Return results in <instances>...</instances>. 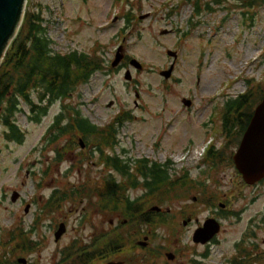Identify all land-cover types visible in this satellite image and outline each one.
Returning <instances> with one entry per match:
<instances>
[{
  "label": "rangeland",
  "instance_id": "1",
  "mask_svg": "<svg viewBox=\"0 0 264 264\" xmlns=\"http://www.w3.org/2000/svg\"><path fill=\"white\" fill-rule=\"evenodd\" d=\"M235 5L234 0L221 4L209 0H27L25 11L41 15L53 52L95 55L101 69L70 98L49 108L37 123L21 104L15 118L23 133L20 143L7 141L0 127V254L6 249L11 261L27 258L32 264H55L63 248L72 242L82 246L94 233L108 229L110 220L123 218L111 212L107 215L97 205V190L103 188L109 169L99 163L94 146L81 149V137L72 146L68 135L49 141L47 129L61 106L79 109L98 129H106L117 116H126L116 128L117 146L104 151L130 159L133 172L142 157L162 166L170 163L176 172L195 166L197 157L184 160L187 142L191 139L202 145L203 132L209 130L205 126L220 120L217 113L224 102L242 94L247 81L253 80L256 92L264 89V5L249 10ZM120 45L123 56L135 59L142 69L129 64L127 70L116 71L110 66ZM168 50L176 52L177 59L171 77L165 80L160 72L173 62ZM126 72L130 81L125 79ZM183 99L190 100L191 106L185 107ZM222 173L233 178L232 167L223 168ZM111 175L119 182L114 172ZM239 190L246 195L235 202L240 215L224 222L218 238L222 244L213 248L207 264H220L221 253L264 210V186L258 193L251 188ZM71 191L80 193L74 199ZM53 192L60 197L65 193L68 199H59L54 210L41 214ZM13 194L17 196L14 201ZM127 194L133 199L141 193L130 188ZM93 205L99 212L91 210ZM61 223L65 232L56 242L54 233ZM19 230L28 244H36L33 252L12 253L15 241L2 246L10 237L7 231L18 234ZM187 235L182 236V243L187 242ZM261 239L264 230L258 232V242ZM160 243L167 245V241Z\"/></svg>",
  "mask_w": 264,
  "mask_h": 264
},
{
  "label": "flooded vegetation",
  "instance_id": "2",
  "mask_svg": "<svg viewBox=\"0 0 264 264\" xmlns=\"http://www.w3.org/2000/svg\"><path fill=\"white\" fill-rule=\"evenodd\" d=\"M121 20L123 21V14ZM130 59L124 55L123 62L114 70L126 69ZM241 95L247 96V108H251L250 111L245 112L242 120L231 123L222 121L219 112L217 113V117L220 118L219 121L207 122L205 129L208 128L209 130L206 133L203 132L201 146H198L191 139L187 142L188 146L184 151L186 160L199 158L196 151L203 148L200 159L195 162V166L191 170L172 171L170 169L171 164L165 162L162 169L167 171L168 177L163 182H160L157 172L152 169L154 164H158L156 161H150L146 164L139 162L138 171L130 172V180L134 181L136 178V184L132 189H137L141 193L137 200L130 201V208L134 215L141 216V219L150 222L147 227L148 230L144 234L143 227L140 226L142 229L138 231L139 227L136 226L131 229L129 235L127 231L123 230L126 220L123 218L121 221L116 218L115 222L110 220L108 229L94 233L88 242L82 244L84 247L88 246V251L93 254V259L89 264L96 262H104V264H207L209 258L214 255L213 248L220 247L222 244L218 238L224 231V222L229 219H237L240 215V212L235 210V202L243 201L246 195L242 190H239V187H242L243 190L255 189L258 193L264 186V179L253 184L245 183L233 163L234 154L238 150L242 136L249 125L253 110L260 102L263 94L257 100L255 89L252 88L248 91L246 88L235 99H239ZM60 101L62 100L49 103L46 95L39 99L37 88L31 89L27 106L28 118L37 123L35 121L36 114L43 111H46L47 114L48 109ZM108 104L110 107L112 106V102ZM55 124L54 118L47 129L48 133ZM62 125L63 121L56 124V131L50 132L47 137L50 138L54 134L59 135V129ZM225 129L228 130L225 131ZM60 137L62 135H59ZM83 143L80 148L84 150L87 147V142L83 140ZM96 153H98L97 150ZM146 159L148 158L142 157L139 161ZM144 164L147 165L145 168L143 167ZM227 166L232 167L233 178L222 173L223 168ZM116 175L121 180V176L117 173ZM165 188L168 189V199H160L158 194ZM149 190L154 192L152 199L148 195ZM51 195L48 201L51 199ZM94 208L91 210L97 211ZM103 212L110 215L109 210H103ZM85 218L82 216V219ZM210 219L216 221L220 229L212 239L203 242L196 236V233ZM248 222L249 228L241 238L233 242L231 248H227L221 253L220 264H239L246 258L251 264H264V239L258 242V232L264 230V210ZM184 229H186L185 232H188L186 243H182V236L185 234ZM119 231L123 237V244L115 255H111L109 247H105V245L102 247L101 244L103 241L109 242L112 233H119ZM144 239H147V245L139 246L138 243ZM154 240H158V242ZM160 241H167V245L161 244ZM72 243L75 244V242ZM96 252H99L98 257L95 255ZM118 255H122L120 258L122 260L112 259L113 256ZM253 259L257 260L252 261ZM26 261V264L33 263L27 258Z\"/></svg>",
  "mask_w": 264,
  "mask_h": 264
},
{
  "label": "trees",
  "instance_id": "3",
  "mask_svg": "<svg viewBox=\"0 0 264 264\" xmlns=\"http://www.w3.org/2000/svg\"><path fill=\"white\" fill-rule=\"evenodd\" d=\"M215 4H221L226 0H209ZM235 7L239 9H253L264 5V0H234ZM194 11L198 13V7L194 3ZM209 3H206V8L209 10ZM52 42L47 37V30L44 26V21L39 13L26 12L23 21L18 30L15 39L8 47L5 56L0 64V127L4 129V137L7 141L20 143L23 139V133L19 129L16 122V115L21 112V104L28 106L29 91L37 88V97L39 99L47 96L48 102L56 100H66L78 86L85 85L96 71L101 69L99 58L95 55L85 53L70 52L67 54L53 53L51 50ZM248 91L255 89L256 99L261 97L264 89L256 92V85L253 80L247 81ZM259 85L257 84V87ZM247 96L241 95L239 99H228L221 107V120L225 122H234L242 120V116L250 111L247 108ZM46 114L43 111L36 114L35 121L39 122L41 117ZM126 116H117L111 119L110 125L106 129H98L91 124L89 120L82 116L79 109L68 108L66 105L60 113L55 117L56 124L59 122H67L60 127L59 135L70 138V144L73 146L75 139L81 137L87 144L94 146V152L98 153L99 163H102L105 168L109 169V175L103 178V188L97 190L100 194V199L97 205L101 210H109L111 213H116L126 220L123 225V230L130 235L131 229L138 226L140 229L147 228L150 222L141 219V216H136L130 208V201L138 198H130L127 191L133 188L136 184L130 180V172L132 169V161L125 159L119 154H107L104 148L113 149L117 146L116 128L121 127L123 122L127 120ZM56 124L49 130L56 131ZM228 129H225L227 131ZM59 135L54 134L49 138V141H56ZM139 162L148 163V160L136 161L137 171L140 168ZM143 165L145 168L147 165ZM151 167L149 166V169ZM157 172L160 182L167 180V171L162 169L159 164H154L152 167ZM112 172L121 176V180H116L111 175ZM124 178V180H123ZM80 192H70L71 198H76V194ZM150 199L154 198V192L149 190ZM160 199H168V189H163L159 194ZM59 199H68L67 194H62V197L56 195V192L51 195V199L45 204L40 212L43 214L46 210L52 211L56 207V201ZM60 205V204H59ZM57 205V207L59 206ZM49 213V212H46ZM139 217V218H138ZM142 226V227H140ZM18 234L13 231H7L10 237L5 241L4 247H8L11 241H15L12 253L33 252L36 244L27 242L25 235L19 230ZM2 233V232H1ZM105 243V244H104ZM123 237L121 232L112 233L110 241H103L102 247H109L111 255H115L122 247ZM3 247V248H4ZM89 247L79 246L71 243L68 247L60 251V260L55 264H89L93 259V254L90 253ZM6 249L0 254V264H17L16 261H11L6 254ZM96 252V257L99 256ZM103 255V254H102ZM253 259L252 261H256ZM239 264H251L248 259H244Z\"/></svg>",
  "mask_w": 264,
  "mask_h": 264
},
{
  "label": "water",
  "instance_id": "4",
  "mask_svg": "<svg viewBox=\"0 0 264 264\" xmlns=\"http://www.w3.org/2000/svg\"><path fill=\"white\" fill-rule=\"evenodd\" d=\"M25 6L26 0H0V64L8 47L18 33L23 20ZM162 34H166V31L162 32ZM166 54L168 57L173 58V61L177 58L175 52L168 50ZM122 60V47H119L111 66L113 68L117 67ZM129 64L137 70L142 69L141 64L135 59H131ZM173 68L174 65L172 63L167 70L160 72V76L165 80H168L171 77ZM125 79L127 81L131 80L129 72H126ZM136 97H138V95H136ZM182 104L185 107H190L191 101L183 99ZM108 107H110V104H108ZM78 143L80 147L83 146L82 140H79ZM250 147L255 148L256 152L249 154L248 149ZM233 163L245 183L253 184L264 179V94L261 102L254 108L249 125L247 126L239 148L233 157ZM16 198L17 196L13 194L11 200L14 201ZM219 229V224L210 219L204 224L203 228L196 233V236L201 241L206 242L212 239L219 232ZM64 232L65 225L61 223L58 225V228L54 233V240L57 242ZM146 240L147 239L140 241L138 245L146 246ZM17 262L19 264H26V259L18 258Z\"/></svg>",
  "mask_w": 264,
  "mask_h": 264
},
{
  "label": "bare ground",
  "instance_id": "5",
  "mask_svg": "<svg viewBox=\"0 0 264 264\" xmlns=\"http://www.w3.org/2000/svg\"><path fill=\"white\" fill-rule=\"evenodd\" d=\"M255 152H256V149L253 148V147H250V148L248 149V153H249V154H253V153H255Z\"/></svg>",
  "mask_w": 264,
  "mask_h": 264
}]
</instances>
